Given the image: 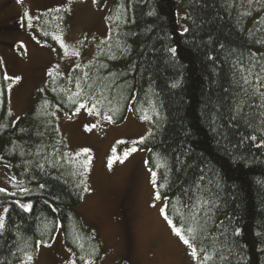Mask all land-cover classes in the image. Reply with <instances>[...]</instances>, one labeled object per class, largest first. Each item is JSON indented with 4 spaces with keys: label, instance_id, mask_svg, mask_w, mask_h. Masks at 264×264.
Instances as JSON below:
<instances>
[{
    "label": "trees",
    "instance_id": "trees-1",
    "mask_svg": "<svg viewBox=\"0 0 264 264\" xmlns=\"http://www.w3.org/2000/svg\"><path fill=\"white\" fill-rule=\"evenodd\" d=\"M178 9L187 31L177 29ZM108 21L95 57L69 81L55 70L16 121L0 67V164L11 162L16 183L0 201V264L34 254L59 224L80 262L101 258L74 211L83 176L69 169L54 110L74 117L85 104L121 123L132 102L138 115L157 108L143 145L166 213L198 264H264V0H113ZM249 70L256 87L243 84Z\"/></svg>",
    "mask_w": 264,
    "mask_h": 264
},
{
    "label": "rangeland",
    "instance_id": "rangeland-1",
    "mask_svg": "<svg viewBox=\"0 0 264 264\" xmlns=\"http://www.w3.org/2000/svg\"><path fill=\"white\" fill-rule=\"evenodd\" d=\"M112 2L0 0V67L13 121L47 92L55 70L69 81L75 68L95 57L110 36ZM183 17L178 9L179 31L186 28ZM63 24L65 33L59 31ZM41 32L52 34L54 41L39 36ZM81 105L74 117L58 107L54 113L69 169L73 171L71 165L83 176L82 202L74 211L82 227L99 240L102 256L80 262L59 224L48 241L40 242L34 254L17 264H198L194 246L185 244L184 233L165 217L166 198L158 189V171L148 164L143 141L158 115L156 106L138 115L132 102L126 119L114 123L93 106ZM15 184L11 162L0 164V188L9 191ZM5 210L0 205V217Z\"/></svg>",
    "mask_w": 264,
    "mask_h": 264
},
{
    "label": "snow or ice",
    "instance_id": "snow-or-ice-1",
    "mask_svg": "<svg viewBox=\"0 0 264 264\" xmlns=\"http://www.w3.org/2000/svg\"><path fill=\"white\" fill-rule=\"evenodd\" d=\"M93 2L95 3L96 0H93ZM184 31H187V29H184ZM171 51H172L173 53H175L176 49L173 48V49H171ZM241 71H243V70H241ZM251 75H252L251 70H249V75H248V76H243V75H242L241 78H242V80H243V84H245V85H249L250 87H256V86H253V85L250 84L249 76H251ZM16 79H19V77H17ZM256 79H257L258 81L261 80V76H260V74H258V73L256 74ZM242 90H243L245 96H248V95H249L247 88H243ZM256 91H259V88H258V87L256 88ZM260 95H261L262 98H264V93H260ZM246 103H247L246 100L241 99V100L239 101V103L236 104V106H235V112H236L237 115H240V113L243 111V107H244V105H245ZM262 106H264V105H262ZM81 107H86V105H81ZM108 119H111V117H108ZM89 130H90V129H89ZM252 139H255V137H252ZM132 151H135V149H132ZM127 154H128V153H125V156H127ZM41 187H43V185H41ZM0 192H7V189H5V188H0ZM157 198H159V193H157ZM22 207H26V208H28V209L30 210L31 205H22ZM5 211H6V210H5ZM165 217L167 218V213H165ZM168 222H169L170 224L172 223L171 220H169ZM3 227H4L3 217H0V229H2ZM174 227H175V225H174ZM176 230H177V233L179 234V233H180V230H179L178 228H177ZM190 231H191V229H190ZM184 243H185V244H189L190 241H189L188 239H185V240H184Z\"/></svg>",
    "mask_w": 264,
    "mask_h": 264
}]
</instances>
